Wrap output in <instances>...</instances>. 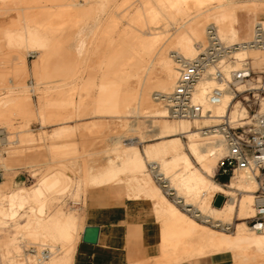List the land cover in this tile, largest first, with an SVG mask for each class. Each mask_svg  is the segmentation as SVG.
Here are the masks:
<instances>
[{
  "label": "bare ground",
  "instance_id": "1",
  "mask_svg": "<svg viewBox=\"0 0 264 264\" xmlns=\"http://www.w3.org/2000/svg\"><path fill=\"white\" fill-rule=\"evenodd\" d=\"M11 1L0 7L3 14L11 10L18 12L17 23H12L11 27H0V49L8 46V51H4L0 58V86L7 84L9 68L6 65L12 55H17L19 61L13 75L26 73L27 58L33 53L39 55L33 68L37 77L40 80L54 79L49 84L55 85L48 88L53 95L45 100L40 97L43 109L39 110L38 117L47 123H63L50 135L53 142L54 139H63L60 141L63 145L60 147L59 144L57 148L53 144V153L50 152L49 156L54 154V157L75 159L80 149L74 135L80 131L81 134L82 131H103L106 123L85 124L87 126L84 127L68 124L87 116L117 119L126 126L131 116L153 119L149 122L152 132H155L153 137L160 140V143L148 145L144 155L137 147L126 145L117 155V162L111 161L94 173L84 159L85 175L74 198L86 197L90 188L110 186L117 198L152 201L156 215L163 222V252L171 264L195 256L217 254H231L234 264H264V235H257L244 222L237 225L233 236L197 224L166 199L147 173V163L156 165L153 170L158 180L165 182V188L175 192L174 196L183 199L179 204L193 206L199 213L197 217L206 219V225L214 228L231 225L236 213L241 219L252 218L256 182L239 176L235 180L237 182L229 186V189L236 186L244 188L245 195L238 203L233 192L214 183L211 180L214 165L226 154L223 143L214 138H203L204 134L193 131L188 120L170 123V110L175 105L168 102V98L175 92L181 72L205 55L208 44L221 46L219 49L227 56L232 55L237 63L252 58L259 61L258 67L264 64L258 54L249 58L251 53L259 51L249 44L254 40L255 28L264 25V1L260 4L258 0H139L137 4L140 5L132 11L129 9L122 17L127 20L126 27L121 24L123 19L116 16L119 14L105 15L109 0H83L84 5L82 0ZM18 6L25 8L18 9ZM97 13L102 16L94 18ZM169 25L177 27V34L167 43ZM208 29H214L216 36L210 38ZM22 49H26V53L21 52ZM170 53L175 55L171 57ZM235 68H240V65ZM212 74L213 67L204 72L191 98L194 106H201L204 112L211 114L203 117L205 127L218 125L223 117H229L231 123L239 127L248 124L249 116L238 121L237 116L232 118L230 110L235 108L240 112V109L235 105L229 88H226L222 105H209L208 95L220 86ZM17 84L25 88L22 82ZM31 92L35 93V90ZM12 94L14 92L9 91L0 97V122L9 123L12 113L22 119L33 118L35 113L27 91L24 89L18 96ZM46 105L53 106L55 110L47 113ZM246 115L242 111L239 118ZM183 135L188 136L190 155L201 165L206 176L194 167L183 151L180 139ZM205 139L208 142H204ZM31 141L32 137L26 133L21 142L29 144ZM2 165L7 169V164ZM126 173L129 174V183L121 178ZM63 176L65 180H73L66 172ZM46 177L39 183L37 181L33 190L21 188L7 193L8 184L0 183V225L15 221L27 209L35 210V213L39 211V215L27 217L25 224H19L20 229L26 230L34 241L44 239L51 246L61 244L66 248L60 260L52 261L55 249L51 247L50 259L40 264H72L83 221L77 214H67L59 207L53 209L49 217L43 219L40 216L46 209L44 202L48 201L49 208H53L52 199L58 197L54 193H58L62 183L57 174ZM250 185H256V189ZM216 193L231 196L221 209L211 205ZM0 248L9 260L6 264H14L11 261V254L17 250L14 240L9 237L0 239Z\"/></svg>",
  "mask_w": 264,
  "mask_h": 264
},
{
  "label": "rangeland",
  "instance_id": "2",
  "mask_svg": "<svg viewBox=\"0 0 264 264\" xmlns=\"http://www.w3.org/2000/svg\"><path fill=\"white\" fill-rule=\"evenodd\" d=\"M6 1H9V0H6ZM6 1H4L5 3L0 1V7L3 4L6 5L8 3V2L6 3ZM10 1H9V3H12V1L11 2ZM93 1H95V0H93ZM120 1L121 0H116V1L111 0V2H110V0H109L108 6H107L108 8L106 7L108 9V12L105 15L109 16V14L111 15L112 13L115 15L119 14L116 16L120 20L125 13L129 12L130 10L131 11L134 10L136 7H138L140 5V4L139 5L137 4V3H139V0H131L128 3L127 2L125 3V1H127V0H122L121 2ZM132 1H134V2H132ZM258 1H259L258 3L262 4L264 0H258ZM81 4L84 5L85 2H83V0H82ZM23 7L25 8V6H23ZM23 7L18 6L17 8L22 9ZM110 7H112L113 9ZM123 9H125V10H123ZM15 11L16 10H11L8 13L4 12V14L0 12V15H4V16H0V22L2 23L0 25V27H4V26L5 27L10 26L11 27L12 23H17L15 21V19L18 16V12L16 11L17 14H15L16 13ZM97 14L94 15L95 16L94 18H100L102 16L101 13H97ZM240 14H242V12ZM105 15L103 16L104 19L106 17ZM10 17H12L14 20H12ZM8 20H9V22H8ZM120 21H121L122 25H124L125 27L127 26V20L126 19H123ZM3 24H5V25H3ZM159 26H161V24ZM176 28L177 27H173L172 25H169V28L167 27L168 33L166 34V36L169 37L167 43H169L177 34V31L175 30ZM207 31L209 32L210 30L208 29ZM160 32H162V30H160ZM208 47H209V44H208ZM7 49H8V46H4L3 48L0 49V58L2 57V53H4V51H8ZM25 50L26 49H24V50L22 49L21 52L24 53ZM255 52H258V53H251L249 55V58L255 57V54H258V56H260V60H264V52H262V51H255ZM25 53H26V51H25ZM14 55H12L10 57L7 65H6L10 69V70L7 69V72L9 71L8 79L6 80L7 84L5 85V87L7 89L4 86H0V88H1L0 97H4L3 94L5 92L7 93L9 91L14 92V94H12L11 96H15V95L18 96L19 95L18 93H21V91H23L25 89L27 91L29 97L31 98V108L34 110L33 112L35 113V116L33 118H31L30 120H27V119H22L21 116L19 118V115L17 116V115L12 113V115L9 116V118H10L9 123L0 122V131L3 132V136L0 137V171L2 173V178L0 180V183L1 184H5V183L8 184L9 188L7 190V193H9L11 190L13 191L14 189L17 190V189H21V188H27L29 190H33L34 189L33 186H35V184L37 185L40 181L43 180L41 178L46 177V176L50 177L52 175L57 174L62 179L61 186L57 189L58 193H56V192L54 193L58 197L55 196L56 197V198H54L55 201L52 199V202H53L52 207L53 208H51V209L49 208V205H48L49 202L48 201L43 203L44 205H46L45 206L46 209H44L45 211H44V213H42L43 215L40 214V216H43L42 217L43 219L46 217H49L51 215V213L55 210V208L59 207L65 213H67V214L70 212L75 213L81 218L82 216L85 215V208L87 206V199H86V197L78 198V199H75L74 197L77 193L78 186H80L82 184V178L85 175L84 159H86V161L88 163L87 166L92 167L91 171L94 173V172H96V170H100L102 167L109 164L111 161L117 162V158H116L117 155L119 154V152L122 151V149L126 145H132L134 147H137L139 149V151L141 152V154L144 155L145 149L147 148L148 145L160 143V140L154 139L153 135L155 134V132H152L153 129L151 128V125L149 124V122L152 121L153 119L138 117V116H136V117L131 116L127 119L128 124L126 126L125 124L122 123V121H119L117 119L94 117V116L84 117L79 121H75V122L68 123V124L71 126L84 127V126H87L85 124H88V126H91V125L96 124V123L97 124L106 123L105 128L103 129V131L101 133H97V132L95 133L92 130L90 132L89 131H82L83 132L82 134L86 133L85 135H82L81 131L74 135V141L80 149V152L77 153V155L75 156V159L71 160V159H68V157H54L53 156L54 154H52V157H51L48 154L53 153V152H51L54 149L53 146L57 147L60 144V147H61V145H63L61 143L63 141V139H54V142H53L52 141L53 139L50 140L51 139L50 135L53 133V130H55L56 128L63 125V123H47V122H45L44 118L38 117L39 116L38 112L42 108V106H41L42 101H40V97L41 98L43 97L41 100H45L46 97L54 94L50 90H48L49 87H52L55 85V84H49V82H52L54 79L44 78V79L40 80L37 77V74L35 73V71L33 69L35 62L38 60V57H39V55L37 53L31 54L27 58L26 73H15L13 75V71H14L15 67H18L17 63L19 62L18 58L16 57L17 55H15V56ZM174 55L175 54L170 53L171 57H173ZM96 58L97 57H95L94 59H96ZM232 58H233L232 55H230V57H228V58H222L225 61V66H224L225 68H228L230 66L235 67V66L240 65L239 62L237 63V61H234V59H232ZM251 61L253 62V64H252L253 68L257 73L262 71L264 64L261 67H258L259 61H255L252 58H251ZM18 82H22V85H24L25 88L18 87V84H17ZM237 88L242 93L235 100L236 101L235 105L239 106L240 112H236L237 109L232 108L230 110V113H231L233 119H235L236 116H237L236 121L243 119V118H246L247 116H249L248 117V119H249L251 117V114L253 111L258 112L259 110L264 108V101H262V105L260 104L261 100L259 102H257V104H254L255 100L250 97V102H247L245 100L246 94L243 93L245 87L240 85ZM31 90H35V93H32ZM44 93H46V95ZM48 106L47 105L44 106V108L48 111L49 110L51 111L54 108L53 106H49V107ZM249 106H252V110L250 109ZM53 110H55V109H53ZM56 110H57V108H56ZM50 111L49 112L46 111V112L50 114ZM242 111H244V113L247 115L245 117L243 116L242 118H239ZM168 120L172 124L177 122V121H180L177 119H168ZM203 120H198V122L193 121V120L188 121V124L191 126L193 131L202 133L204 128H205V123ZM233 126H235V125H233ZM236 126H238V124H236ZM91 132H93V133H91ZM26 133H27V136L29 135L32 137L33 142L32 141H31V143L28 142L29 144L21 142L22 138L24 136H26ZM203 138H205V137H203ZM180 139H181L182 144H183V151L190 157L194 167L197 168L198 170H200L206 176V174L203 172V170L201 168V165L198 164L197 161L193 157H191V155H190L189 146H190L191 142H190L188 136H186V135L180 136ZM30 140H31V138H30ZM204 142H208V140L206 141V139H205ZM53 144H56V145H53ZM116 149H119V151ZM53 158H55V159H53ZM217 161H219V160H217ZM217 161L214 165V177L211 178V180L214 183H216L217 185L223 187L225 190L233 192L234 193L233 196L236 199V202L238 203L243 198V196L245 195V193L243 192L244 188H239L236 186L233 189H229V186H231L232 183H235L237 181L233 180V182H232L229 179H223L220 176H218L217 166H216L218 164ZM4 163L8 165L7 169L3 168L2 164H4ZM154 167H157V166L152 165L150 163H147V173L151 176V178L155 182V185L161 189L163 195L166 197V199L170 203L174 204L175 207L181 213L185 214L187 217H189L191 220L195 221L197 224L204 226V227H207L209 229L215 230L217 232L224 233V234L229 235V236L235 235L236 230H237V225L241 222H244L248 229L250 228V226L247 224L248 223L247 219H250V218H247L246 220H242L241 218L237 219L236 215L234 216L233 222L231 223V225H226L225 227H222V228H214L212 225H206L202 219H196L193 216V214H190L187 212V209L189 208L188 206H186L184 203L178 204V202L183 201V199H178L176 196H174L173 194L175 192L169 191L167 188L164 187L166 185V183L158 180V176L156 175V171L153 170ZM64 168H67V170L69 169L71 173L68 172L69 170L66 171V169H64ZM64 172L69 174L73 178V180H65L64 176H63ZM121 178L125 182L129 183L128 182L129 181V174L128 173L123 174ZM37 181H38V183H37ZM250 186L254 187L256 189V187H255L256 185H250ZM59 193H60V195H59ZM107 193H108V196L110 197V199L112 201L123 203L124 201L129 200L126 197L117 198L114 195V193H112V191L110 189L107 190ZM54 194H52V195H54ZM213 199L216 201H214ZM213 199H212L213 203L211 202V205L216 209H220V208H223L231 200V196H225L223 194L217 193L214 195ZM1 201H2V198H0V203H1ZM148 203H150V202H148ZM34 207H36V205ZM192 209H195V208H193V206H192ZM254 213H253L252 217L254 216ZM26 214L29 216H27ZM37 214L39 215V211H37V213H35V210L30 211V209H27V210L23 211L21 213L20 217H18L15 221L8 222L7 225H2V226L0 225V227H1L0 228V239L9 237V238H12L14 240V243L16 244V247H17L16 253L11 254L12 255L11 261L14 264H34L32 261L33 257L31 256V252H30V249H32V248L39 251L44 247H47L49 249H51V247H52V249H55V253H54L55 258H53L52 261L53 260L54 261L60 260L65 253L66 248L63 247V245L52 244V246H51L44 239L34 241L28 236L26 230L20 229L19 224H22V225L25 224L26 221L29 219L27 217L31 216L33 218ZM84 223H85V218H84L83 224L79 228V233L77 235L78 238L76 240L77 244H78V241L80 239V234H81L80 231H81L82 227L84 226ZM6 226H7V228H6ZM2 227H4L5 229ZM227 228L229 230H227ZM249 232H252V231H249ZM263 232H257V235H259V236L264 235ZM254 234H256V233H254ZM209 256L221 257V258H224L226 260V264H234L231 254H227V255L217 254V255H209ZM5 259H6L5 256L3 255L2 251L0 250V264H6L9 261L7 259H6L7 260L6 261ZM192 259L197 260L199 258H197V256H195V257H192L191 259L189 258L187 260H192ZM187 260H184V261H187ZM254 264H258V263H254Z\"/></svg>",
  "mask_w": 264,
  "mask_h": 264
},
{
  "label": "built area",
  "instance_id": "3",
  "mask_svg": "<svg viewBox=\"0 0 264 264\" xmlns=\"http://www.w3.org/2000/svg\"><path fill=\"white\" fill-rule=\"evenodd\" d=\"M210 38L216 36L214 29H209ZM211 33V34H210ZM253 49L264 52V25L255 28V37L249 44ZM221 46L213 47L209 45L204 56L200 60L194 61L192 66H188L181 72V78L178 81L175 92L168 98V102L175 105L170 110V119L196 121L203 120L205 115H211L204 112L201 106L192 104V96L196 85L203 77L204 72L213 67L212 78L220 85L211 90L208 95V103L211 107H217L223 104L226 88L231 89L236 100L242 93L238 86L245 87L243 93L246 94L245 100L250 102V97L257 104L264 100V65L262 71L257 73L253 68L251 59L240 61V68L230 66L225 68V61L222 58H228L221 51ZM227 52L229 50H226ZM227 56V57H226ZM235 61V60H234ZM208 66H211L207 68ZM252 110V106H249ZM249 123L244 126H233L229 117L221 118L218 125L205 127L203 134L205 138H214L220 140L226 150L225 156L218 161L217 174L223 179L230 181L244 176L248 181H255L257 191L255 192L254 216L248 219V225L256 232L264 231V111L252 112L248 119ZM3 132L0 131V137ZM166 186V185H165ZM164 186V187H165ZM182 202V201H179ZM178 202V204H179ZM182 204V203H180ZM187 212L193 214L196 219H206L197 217L199 213L192 206H188ZM189 210H191L189 212ZM228 229V228H227ZM32 261L34 264H40L48 261L52 255L49 248L44 247L41 250L30 249Z\"/></svg>",
  "mask_w": 264,
  "mask_h": 264
},
{
  "label": "crops",
  "instance_id": "4",
  "mask_svg": "<svg viewBox=\"0 0 264 264\" xmlns=\"http://www.w3.org/2000/svg\"><path fill=\"white\" fill-rule=\"evenodd\" d=\"M0 175L2 178L1 171ZM108 189L112 191L110 186H105L90 188L87 192L85 217H81L85 223L75 245L72 264H171L163 252V222L156 215L154 203L147 199L112 201ZM236 216L240 219L238 213ZM87 227L100 229L97 244L83 242ZM198 258L176 264H226L221 257Z\"/></svg>",
  "mask_w": 264,
  "mask_h": 264
},
{
  "label": "water",
  "instance_id": "5",
  "mask_svg": "<svg viewBox=\"0 0 264 264\" xmlns=\"http://www.w3.org/2000/svg\"><path fill=\"white\" fill-rule=\"evenodd\" d=\"M1 180V175H0ZM100 229L98 227H87L83 233V242L91 245L98 243Z\"/></svg>",
  "mask_w": 264,
  "mask_h": 264
}]
</instances>
